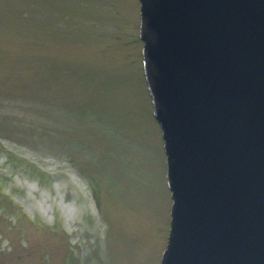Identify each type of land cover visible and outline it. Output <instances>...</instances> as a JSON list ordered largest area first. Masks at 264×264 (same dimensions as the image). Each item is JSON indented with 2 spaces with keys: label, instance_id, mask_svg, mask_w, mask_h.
Here are the masks:
<instances>
[{
  "label": "rangeland",
  "instance_id": "rangeland-1",
  "mask_svg": "<svg viewBox=\"0 0 264 264\" xmlns=\"http://www.w3.org/2000/svg\"><path fill=\"white\" fill-rule=\"evenodd\" d=\"M137 31V0H0V264L159 263Z\"/></svg>",
  "mask_w": 264,
  "mask_h": 264
},
{
  "label": "water",
  "instance_id": "water-1",
  "mask_svg": "<svg viewBox=\"0 0 264 264\" xmlns=\"http://www.w3.org/2000/svg\"><path fill=\"white\" fill-rule=\"evenodd\" d=\"M176 207L163 264H264V0H146Z\"/></svg>",
  "mask_w": 264,
  "mask_h": 264
}]
</instances>
